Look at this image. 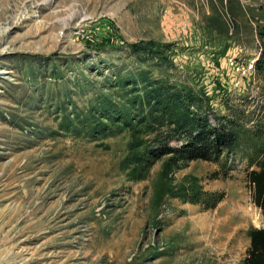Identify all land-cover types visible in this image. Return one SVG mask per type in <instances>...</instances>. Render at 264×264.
Listing matches in <instances>:
<instances>
[{
    "label": "rangeland",
    "instance_id": "obj_1",
    "mask_svg": "<svg viewBox=\"0 0 264 264\" xmlns=\"http://www.w3.org/2000/svg\"><path fill=\"white\" fill-rule=\"evenodd\" d=\"M263 26L264 0H0V264H242L264 152L179 160L142 122L160 85L264 126Z\"/></svg>",
    "mask_w": 264,
    "mask_h": 264
},
{
    "label": "trees",
    "instance_id": "obj_2",
    "mask_svg": "<svg viewBox=\"0 0 264 264\" xmlns=\"http://www.w3.org/2000/svg\"><path fill=\"white\" fill-rule=\"evenodd\" d=\"M258 35L261 50L254 65L256 72L264 69V26ZM171 90L172 88L159 85L146 102L147 118L142 123L148 131L154 130L151 128V120L154 118L161 119L160 127L163 125L172 127L165 133L163 146H159L155 150L156 153L176 156L179 160L210 161L219 160L224 153H232L239 148L249 149L253 151V155L264 152V126L254 130L241 129L231 120L223 118L217 127L212 129L206 117L201 118L197 112L190 111L192 107L199 110L198 100L180 91ZM179 137L186 138V144L172 147L170 143ZM134 146L135 149L143 147L142 142ZM252 165L254 169L249 168ZM246 181L252 203L264 214V157L259 161H255L254 158L249 161ZM222 199L221 193L203 192L201 197L196 196L192 203H203L204 209H213ZM242 264H264V229L255 228L250 231L249 248Z\"/></svg>",
    "mask_w": 264,
    "mask_h": 264
},
{
    "label": "bare ground",
    "instance_id": "obj_3",
    "mask_svg": "<svg viewBox=\"0 0 264 264\" xmlns=\"http://www.w3.org/2000/svg\"><path fill=\"white\" fill-rule=\"evenodd\" d=\"M50 1V0H49ZM48 2V1H47ZM73 18H79L81 16V13H73ZM84 16L86 17V15L84 14Z\"/></svg>",
    "mask_w": 264,
    "mask_h": 264
},
{
    "label": "built area",
    "instance_id": "obj_4",
    "mask_svg": "<svg viewBox=\"0 0 264 264\" xmlns=\"http://www.w3.org/2000/svg\"><path fill=\"white\" fill-rule=\"evenodd\" d=\"M253 68V64L249 65V70H251Z\"/></svg>",
    "mask_w": 264,
    "mask_h": 264
}]
</instances>
